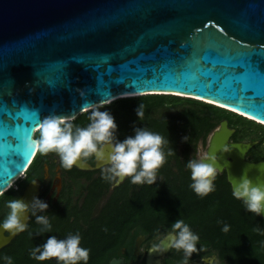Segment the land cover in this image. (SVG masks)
Wrapping results in <instances>:
<instances>
[{
  "label": "water",
  "instance_id": "water-1",
  "mask_svg": "<svg viewBox=\"0 0 264 264\" xmlns=\"http://www.w3.org/2000/svg\"><path fill=\"white\" fill-rule=\"evenodd\" d=\"M237 76L239 89L230 84ZM148 95L192 99L264 126V0H0V193L24 176L36 153L23 140L45 116L72 121ZM17 122L24 129L12 143L8 125ZM232 133L221 121L204 158L216 157L230 190L242 172L264 183V161H245L255 142H230ZM107 151L73 167L98 170ZM38 195L36 179L19 198ZM17 234L0 231V249Z\"/></svg>",
  "mask_w": 264,
  "mask_h": 264
},
{
  "label": "trees",
  "instance_id": "trees-1",
  "mask_svg": "<svg viewBox=\"0 0 264 264\" xmlns=\"http://www.w3.org/2000/svg\"><path fill=\"white\" fill-rule=\"evenodd\" d=\"M141 103L144 115L137 119L134 110ZM167 105L180 109L162 117L152 116L154 109ZM99 108L106 109L114 117L119 140L132 135L133 127H143L169 139L164 150L173 148L174 154L166 155L164 164L157 170L156 182L135 185L125 177L119 185L112 186L101 178V169L81 171L72 167L65 170L60 166L73 178L87 179L84 192L74 199L66 186L55 202L48 203L45 213H38L48 216L50 232L36 235L40 225L29 214L25 230L0 249V257H12V264H56L54 258L31 259L30 249L42 244L48 235L62 239L68 233L79 232L80 246L89 249L87 264H107L125 244L128 230L134 227L141 233L158 231L160 227L169 230L171 222L182 219L198 235L197 247L205 245V255L214 252L224 264H264V219L246 212L242 203L231 196L223 172L218 173L213 182L214 191L197 196L189 187L190 172L185 167L186 161L194 158L198 142L204 145L221 121H226L228 128L233 130L231 142H255L247 155L254 161H263L264 152L257 148L264 146V126L210 104L167 95L123 98ZM88 114L89 111L78 115L72 123L86 126ZM245 130H252L255 135L250 137ZM184 136L189 137L188 142L182 141ZM51 158L59 159L54 153L41 155L36 152L24 178L0 195V218L7 211L4 201L19 197L28 182L40 178L39 169ZM85 161L92 165V157ZM44 193L42 191L38 198L43 200ZM225 223L229 226L226 233L221 231ZM0 264H4L2 259Z\"/></svg>",
  "mask_w": 264,
  "mask_h": 264
},
{
  "label": "clouds",
  "instance_id": "clouds-1",
  "mask_svg": "<svg viewBox=\"0 0 264 264\" xmlns=\"http://www.w3.org/2000/svg\"><path fill=\"white\" fill-rule=\"evenodd\" d=\"M134 111L137 119L142 118L144 105L139 104ZM87 119V125L81 127L74 125L70 119L55 114L45 116L40 120L35 134L24 138V148L41 155L54 153L65 170L71 169L78 160L89 157L105 160L104 152L107 149L105 166L101 168L100 174L101 178L112 186L119 185L125 177L129 178L131 184L153 185L157 180V170L164 164L166 155L174 154L173 148H168L167 152L164 150V146L170 143L169 139L143 127H133L132 135L125 136L122 140L117 139V124L106 109L100 110L98 106H93ZM181 139L188 142L189 137L184 136ZM185 167L190 172L189 187L197 196L203 197L215 190L213 182L221 169L214 155L188 159ZM30 183L35 184L36 179ZM231 196L242 203L246 212L256 216L264 214V183H253L246 172H242L238 178H233ZM3 207L7 211L3 218H0V231H8L11 234L23 232L26 228L24 219L28 214L40 225L36 235L51 231L48 216L38 214L45 213L48 209V203L41 198L33 196L31 201L26 203L19 197H11L4 201ZM228 230L229 226L223 224L221 231L226 233ZM165 238L169 241L171 249L183 252L180 264H190L193 254L206 251L203 244L197 247L198 235L182 219L171 222L170 229L151 244L148 252L157 251L160 240ZM80 240L79 232L68 233L62 239L48 235L42 244L30 249L29 257L35 261L54 258L56 264H87L89 249L80 246ZM0 259L4 264H12L10 256ZM200 261L201 264H219L214 252L201 256Z\"/></svg>",
  "mask_w": 264,
  "mask_h": 264
},
{
  "label": "flooded vegetation",
  "instance_id": "flooded-vegetation-1",
  "mask_svg": "<svg viewBox=\"0 0 264 264\" xmlns=\"http://www.w3.org/2000/svg\"><path fill=\"white\" fill-rule=\"evenodd\" d=\"M247 153L245 154V161L249 163L258 162L254 161L251 156L247 155ZM51 160L52 162L55 160L57 161V165H55V167L57 169L56 173L58 174V177L56 175L54 176L52 172L53 166L50 164ZM83 161H85V159H83ZM44 166L46 167V171L44 170ZM39 171L40 178L35 177L33 179L39 180V195L40 193H42V191H45L43 201H45L46 203L55 202L59 194L64 188H66V186L72 194L73 198L77 199L81 195V193L84 192V187L87 184V179L85 178L76 179L64 173L59 165V159L57 158H51L47 163H43ZM167 231L168 229L160 227L158 231L156 230L150 233H141L140 230L137 229V227H134L128 230L125 238V244L118 248L113 257L120 258L128 264H180L183 252L181 250L171 249L169 247V241L166 238L160 240V247L166 245L164 250L161 251L159 248L158 251H155L151 255H149L148 248L152 243L156 242L159 237H163ZM205 252L193 254L190 264H201L200 257L205 255ZM218 261L219 264H224L220 260Z\"/></svg>",
  "mask_w": 264,
  "mask_h": 264
},
{
  "label": "rangeland",
  "instance_id": "rangeland-1",
  "mask_svg": "<svg viewBox=\"0 0 264 264\" xmlns=\"http://www.w3.org/2000/svg\"><path fill=\"white\" fill-rule=\"evenodd\" d=\"M179 109H180L179 106L173 107V106L167 105L165 107L154 109L151 114L154 117H162V116H165L167 114L173 113ZM238 127L241 128V126H238ZM245 133L249 134L250 137H253L255 135V134H253L252 130H245ZM207 141H208V137H207L204 145H202L200 142H198V144L196 145V149L194 151V158H204L205 157ZM257 151L264 152V146L258 147ZM50 164L53 166L52 172H53L54 176L56 175L58 177V174L56 173L57 169L55 167V165H57V161L55 160L52 162V160H51ZM23 178H24V176H22L19 180H21ZM55 182H56V179H55Z\"/></svg>",
  "mask_w": 264,
  "mask_h": 264
},
{
  "label": "snow or ice",
  "instance_id": "snow-or-ice-1",
  "mask_svg": "<svg viewBox=\"0 0 264 264\" xmlns=\"http://www.w3.org/2000/svg\"><path fill=\"white\" fill-rule=\"evenodd\" d=\"M247 68H248L249 70H251V71L257 72L254 68H252V67H250V66H248ZM239 77H240V76L233 77V78L231 79V82H230V84H231L234 88H236V89H239V88L241 87V83H240V81H239ZM25 119H27V118H25ZM33 119H34V117H33ZM8 128H9V138L14 137L15 139L12 140V143H15L16 141H18V140L20 139V136L17 135V130H18V129H21V128L24 129V127H23L22 125H20V124L17 122V124H16L15 127H13L12 124H9V125H8ZM28 130H31V129H28ZM12 156L15 157V153H12Z\"/></svg>",
  "mask_w": 264,
  "mask_h": 264
},
{
  "label": "bare ground",
  "instance_id": "bare-ground-1",
  "mask_svg": "<svg viewBox=\"0 0 264 264\" xmlns=\"http://www.w3.org/2000/svg\"><path fill=\"white\" fill-rule=\"evenodd\" d=\"M182 96V95H181ZM207 103H210V102H208V101H206ZM240 114V113H239ZM244 117H247V116H245V115H243ZM247 118H250V117H247ZM251 119V118H250ZM258 122V121H257Z\"/></svg>",
  "mask_w": 264,
  "mask_h": 264
}]
</instances>
